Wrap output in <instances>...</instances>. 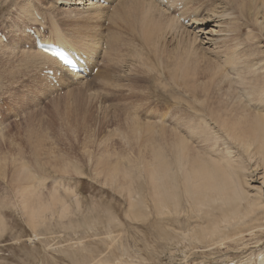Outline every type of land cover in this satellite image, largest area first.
Returning a JSON list of instances; mask_svg holds the SVG:
<instances>
[{
  "label": "rangeland",
  "instance_id": "374dc122",
  "mask_svg": "<svg viewBox=\"0 0 264 264\" xmlns=\"http://www.w3.org/2000/svg\"><path fill=\"white\" fill-rule=\"evenodd\" d=\"M24 1L26 2V0L22 2ZM27 1H29V9L33 11V15L41 16V22L44 23L41 24L42 27L48 28V38L53 35L51 33L53 27L51 26L56 20L55 24L59 29L62 28L61 30L67 33H75L81 35V37L91 33L97 36L100 33L101 35H98L99 38L106 39L107 34H121L120 38L123 36L129 42L126 47H122L123 51L121 53H124V63L127 59L130 61V56H128L129 58H124V55H132V50L134 54L138 48V37L130 31L131 35L128 31L130 30L128 24L131 25L133 22L132 17L127 14L121 15L126 19L125 23L116 21L114 24L112 17L116 15L110 7L111 5L106 6V8L102 7L104 8L102 12L105 14L102 17H106L105 21H99V24L96 23L97 21L88 22V30L90 29L91 32L88 31L87 33V31H80L81 29L76 19L73 20L69 16L64 18L57 8V11L54 9L50 10L49 7L53 6L50 5L49 0ZM147 1L150 3L154 1L153 5L155 3L157 8L160 7V11L165 10L164 12L168 13L167 16L173 19L174 23L172 25L178 28L191 31L193 27L187 26V24H189V21L196 20L199 24H206L204 25L205 31L208 30L210 33L212 31L213 38L220 35L218 41L212 47L202 45V49H204L202 52H207L206 54H209L212 60H215V51L224 50V53L218 54L220 57L219 62L224 61V64L226 60H229L226 52L228 53L229 47L232 48L234 46L236 39H239L236 49H239L241 44L248 43L246 41L247 30L252 32L253 37L259 36L260 25L254 24L255 19L258 23H262L264 27V10L261 6L263 0ZM20 2L21 0H0V30L6 35L12 36L3 45V54L0 52V79L2 77L0 80V97H4L8 104V112L6 111L3 121L0 122V166L3 168L0 167V222H2L0 223V264H264V217H262L261 221L257 220L261 213L252 218L246 228L226 230L219 234L218 237L210 240L209 243L190 242L182 239L179 234L200 228L205 224V219L201 213L200 215L192 211L191 204L184 202V190L180 187L178 189L181 215L160 218L154 212L153 202L145 184V177H143L144 180L141 178L140 181V179H135L136 175H134L135 181L133 182L132 180V187L134 186L133 188L138 194L145 218L138 219V221L128 218L127 214L129 213H127L125 197L117 193L112 184L105 183L103 174L97 176V173L93 171V169L100 167L97 165L101 162H95V156L100 151V149L98 150V142L101 136L106 135L111 130H115V135L108 144L109 151H115L117 157L121 154L126 156L125 154L128 152L132 153L130 152L132 148L129 149L128 146L121 144L119 141V136L125 133L124 130L127 129L126 118L130 111L126 108L138 106L136 113L138 112L140 119L148 120L147 122H153V120L160 117H163L166 122L167 119L170 120L171 116H173V107L176 105L175 98L179 94H184V89L181 90V87H177L167 75L160 82L157 79V74L161 70V66L154 62V68H151L152 70L147 73L149 75H146V80L143 78L144 80L141 79L136 85V87L142 85L144 91L138 90L132 94H127L123 90L121 92L111 90L109 92L110 96L103 98L99 94L103 93V91H100L101 89L96 84L92 83V86L90 82L89 84L82 82L84 85H81V82L72 83L62 77L60 85L64 88L63 94L54 95L52 90L42 86L40 77L36 75L43 67L49 70L54 64L45 63L44 60L35 58L32 54L34 50L26 51L22 47L28 42L21 44V36L26 38L21 33V29L26 24L32 25L34 23L29 22L20 12L22 4ZM178 2L179 4H176ZM35 4L40 6V8ZM42 10H45V12H42ZM211 15H214L213 18L209 17ZM104 18L101 19L104 20ZM167 18L166 20H168ZM181 19L185 20L186 23H181ZM105 22L107 23L105 24ZM19 24L21 28H15ZM94 24H96L95 27ZM125 24L126 27L124 26ZM38 25L40 26V24ZM94 29L96 31H93ZM107 31L109 33H106ZM1 43L3 42L0 37ZM220 46H223L224 49H220ZM126 50H131V54L129 51L126 52ZM24 53H29V55L26 56L27 54ZM23 54L26 58L23 57ZM250 56L248 57L249 61H251ZM24 58L27 62L24 61ZM128 60L126 63L129 62ZM223 70H227V66H224ZM129 77L137 81L139 76L135 74L134 76L129 75ZM217 81L220 84V92L216 93V95L226 94V97L223 100L208 101V103H227L231 93L227 91L224 82L218 79ZM86 85H91L92 87L89 86V88ZM202 86L200 85L199 88ZM96 87L98 88L96 89ZM98 89L100 92H97ZM2 92L4 94H1ZM93 97H95V100ZM92 99L93 101H91ZM147 100L149 101L147 102ZM115 102L118 108L111 110L109 105ZM134 102L135 104H133ZM137 103L138 105H136ZM104 106L107 107L108 111L111 110L110 113L104 110ZM85 107H89V119L86 124H81L82 116H85V114H82ZM182 109L185 110L186 106L182 105ZM142 111H150L148 119L141 115ZM248 111L253 114L254 111L258 112L259 110L251 108ZM248 111L236 109L231 116L229 115L230 118L225 116V114L232 112L230 109L218 113L215 116L217 127L222 131H226V123H221L225 119H231L227 124L233 121L239 122L235 127L238 135L241 136L245 132L249 133V135L253 134L252 131L256 129L253 124V118H256L258 123L263 126L264 119L257 118L247 113ZM144 114L147 115L146 113ZM74 115H76V119ZM63 116L66 118V122H69V126H73V133H69L66 130ZM76 120L80 122L78 123L79 127H83L77 130L78 132L74 128ZM253 125L255 126L254 128H252ZM215 131L216 129H212L210 132L219 136ZM39 134L47 135L46 143L43 141L44 143L42 144L41 141L39 145L35 138ZM87 137L88 141L82 143L83 139L86 140ZM33 139L34 142H32ZM216 142L219 143V140ZM33 143L34 145L37 143L36 147L45 145L44 147L49 148L48 150L50 151L48 152L46 148L44 150L43 147L40 153H34V150L38 147L34 146L33 148ZM229 146L232 151L236 150L239 163L246 169L252 168L257 177L264 171L263 167H256L255 164H250L248 154L252 153L251 149H247L246 155H244L234 145L233 141H230ZM194 147L201 154L214 156L212 155L213 153H209L200 144H195ZM218 147L217 150L219 149V152L222 153L223 146ZM43 150L49 153V162L42 158L46 154ZM56 156L58 157L56 158ZM13 160H16L17 164L19 163L18 165H24L32 173L33 182L44 180V188L40 190L43 191V199H45V196L55 184L60 198L73 193L71 194L72 196L69 194L68 198L65 196L66 202H63L69 209L67 219L59 221L56 217L50 219V216H47L50 219L47 224L38 227L36 231L32 229L27 219L24 218L25 214L19 207V198L14 191L15 186L10 183V179L13 176L12 171L16 164H13L15 162ZM116 163L121 168H131L125 158H119V162L117 160H106L103 162L104 165L109 164L110 166H115ZM235 164L238 165V162H235ZM63 168L65 171H63ZM68 169L70 170L68 171ZM75 169L77 170L74 171ZM131 169L134 170V168ZM250 171L238 172L236 177L239 180L245 177V185L258 186L257 181L250 183L251 179H253L251 174H248ZM79 172L82 173L80 174ZM38 187L41 186L33 185L36 190H39ZM66 191L68 194H66ZM208 193L212 197L215 196L211 192ZM249 195L253 196L255 194L250 190ZM187 197L200 198L198 194H189L185 196V198ZM212 215L214 217L217 216L216 214ZM197 216L200 217L198 218Z\"/></svg>",
  "mask_w": 264,
  "mask_h": 264
},
{
  "label": "bare ground",
  "instance_id": "6f19581e",
  "mask_svg": "<svg viewBox=\"0 0 264 264\" xmlns=\"http://www.w3.org/2000/svg\"><path fill=\"white\" fill-rule=\"evenodd\" d=\"M22 1L23 0L20 2L22 3L20 12L29 22L35 23L33 11L29 9V1ZM49 1L50 5L53 6L49 7L50 10L54 9L57 11V8L58 12H61L64 18L69 16L72 17L73 20L76 19L81 29L80 31L82 32H91L90 29L88 30V22L97 21L96 23H98L99 21L102 22L106 20V17H102L104 14L102 10L104 8H102V6H92L87 0ZM107 1L110 3V7L114 10L113 12L116 15L112 17L114 24L116 21L125 23L126 19L121 15L127 14L132 17L133 22L131 25L128 24L130 29L128 31H131L138 37L137 47L139 49L137 48L138 51L136 49L134 54L132 50V55H124V58L130 56V61L127 59L129 62L126 63V60L124 63V53H121L123 51L122 47H126L129 42L126 41V38L124 39L123 36L120 38L121 34H107L106 39H103L101 37L99 38L101 34L97 31L98 35L100 34L99 36L92 35L91 33L82 34L83 36L81 37V35L75 33H67L61 30L62 28L59 29L55 24L56 20H54L55 22L53 21L54 24L51 26L53 27L51 33L54 35H52L53 38L59 40L57 42L71 49H79L87 54H92L94 56L96 54L97 57L99 56V58H102V64L98 67L96 74L90 75L89 80H81L77 83L81 82V85H84L82 82L86 84H89V82L91 84H96L101 89L100 91H103V93H99L103 98L110 96L109 92L111 90H118L120 92L123 90L126 91L127 94H132L138 90L144 91L142 85L138 84L139 87H136V85L141 79L144 78L146 80V75H149L147 73L152 70L151 68H154L153 63L155 62L161 66V70L157 74V79L161 82L166 78V75L169 76L177 87H181V90L184 89V94H179L177 98H175V104L177 106L174 105V110L172 111L173 116H171V118L169 117L170 120L167 119L166 122L163 117L157 118L153 120V122H147L148 120L145 121V119H140L137 114L138 112L136 113V108L138 106L126 108L130 111V114H128L126 118L127 129L124 130L125 133L122 135L120 133L121 136H119V141L121 144L128 146L129 149L132 148V151H130L132 153L128 152L129 154H125L127 157L122 154L117 157L115 151H109L108 144L115 135V130H111L106 135L101 136L100 140L98 139V150L100 149V151H98L97 156H94L96 159L95 162H101L97 165L100 167L93 169V171L97 173V176L103 174V180L106 181L105 183L112 184L113 187H115L114 190L125 197L127 213H129L127 216L129 219L135 221L144 219L145 217L142 213L143 208L138 194L133 188L134 186L132 187V180L133 182L135 179H140L141 181V178L143 179V177H145V184L147 185L148 193H150L153 202L154 212L160 218L181 215L179 205L180 198L178 195L180 193H178V189L179 187L182 188L184 190V202L191 204L192 211H195L197 214L201 213L205 219V224L200 228L198 227L194 230H188L183 234H179L182 239L190 242L209 243L210 240L218 237L219 234L226 230L246 228L252 221V218L257 216L258 213H261V215L258 216L257 220L261 221L262 217H264V171L259 175L261 176L259 178L252 168L246 169L239 163L236 150L232 151L229 145L230 141H233L234 145L244 155H246L247 149H251L252 153L248 154L250 164H255L256 167H263L264 169V126L258 123L256 118H253V124L256 126H252V128H256L255 131H252L253 134L249 135V133L245 132L240 136L235 131V127L239 122L233 121L227 124L231 119H225L221 124L226 123L227 129L226 131H222L217 127L215 116L218 113H222V111L225 112L230 109L232 112L230 114H225V116L230 118L229 115L231 116L236 109L248 111V109L254 108L259 111H254L253 114L249 111L247 113L257 118L264 119V27L262 23H258L255 19L254 24L260 25L259 36L253 37L252 32L247 30L246 41L248 43L241 44L240 50L236 49L239 42V39H236L234 46L232 48L229 47L228 53L226 52L228 56L227 59L229 60H226L224 64V61L219 62L220 57L218 56V54L224 53L223 46H220V49L223 51H215V60H212L210 55L206 54L207 52H202L204 51L202 45L212 47L220 36L214 35L215 38H213L212 31L211 33L210 31L208 32V30L205 31V23L199 24L196 20L189 21L187 26H191L193 29L188 31L172 25V23H174L173 19L167 16L168 13L164 12L165 10L160 11V7L157 8L155 3L154 6V1L151 3L147 0ZM128 4L130 5L128 6ZM261 6L264 10V0L261 2ZM37 7L40 8V6ZM108 9L105 10L107 11ZM43 11L45 12V10H42V12ZM213 16L214 15H211L209 17L213 18ZM166 17H168V20H166ZM101 18H104V20ZM42 23L43 22H41V24ZM106 23L107 22H105V24ZM113 23L109 24L112 25ZM95 25L96 24H94V27ZM124 26L126 27V24ZM95 29L93 31H96ZM131 32L130 34L132 35ZM106 33H109V31ZM48 42H50V40H48ZM235 50L239 51L236 52ZM128 51L126 50V52ZM130 51L129 53L131 54ZM29 53L24 54L28 56ZM24 54L23 57H25ZM32 54L35 58L37 57L38 59L44 60L45 63L50 62L54 64L53 60L39 51L34 50ZM249 56L251 61L248 60ZM24 61L27 62L26 59ZM224 66H227V70H223ZM135 74L139 76L137 81L129 77V75L134 76ZM64 78L69 81L67 77ZM217 79L224 82L227 91L231 93L227 103H208V101L223 100V98L226 97V94L216 95V93L220 92V84ZM70 82L75 83L76 81ZM200 85L204 87L202 86L199 88ZM86 86L89 87L91 85ZM98 87H96V89ZM100 91L98 89L97 92ZM93 99L95 100V97H93ZM93 99L91 101H93ZM148 101L149 100H147V102ZM133 104H135V102ZM136 105H138V103ZM182 105L186 106L185 110L182 109ZM220 106L221 108H219ZM109 108L113 110L117 109L118 106L115 102L112 105L110 104ZM104 110L108 111L107 107H105ZM111 110H109L108 113H110ZM142 112L141 115L145 116V118L150 116V111ZM82 114H85V116H82L80 122L81 124H86L89 119V107H85ZM74 118L76 119V115H74ZM63 121H65L66 130L69 133H73V126H69V122H66L64 116ZM80 122L77 120L74 122L76 131L83 128L79 127L78 123ZM212 129H216L215 133L219 136L211 134L210 131H212ZM46 136L45 134H39L35 137L39 145L41 141L43 144L47 140ZM218 140L219 143L216 142ZM87 141L88 137L86 140L83 139L82 143ZM32 142H34V139ZM36 144L34 145L33 143V148L34 146L36 147ZM195 144H200L209 153H213L212 155L214 156L199 153L194 147ZM46 145L48 146V144ZM219 145L223 146L222 153L219 152V149L217 150ZM44 146L45 145L42 147L37 146L38 148H36L38 151L36 149L34 153H40V150H42ZM45 148L46 147H44V150ZM49 151L50 150H48V152ZM44 152H46V154H44L45 157L39 156L45 158L46 161L49 162V153H47V151ZM57 157L58 156H56V158ZM119 158H125L134 170L131 168V170L121 168L117 163L115 166L103 164L106 160H117L119 162ZM92 159L94 160V158ZM13 161V164L16 163V166L14 165V170L12 171L13 176L10 179V183L15 186L14 191L19 198V207L25 214L24 218L27 219L32 229L36 231L38 227L47 224L48 220L50 221L52 217H56L59 221L67 219L69 209H67L68 206L63 202H66L65 196L68 198V196L73 193H69V195L66 191L68 196L65 195L64 198H60L55 184L49 190L45 199H43V191L40 190L44 188V180L33 182L32 173H30L24 165H18L19 163L17 164L16 160ZM235 162H238V165H236ZM69 170L70 169H68V171ZM76 170L77 169L74 171ZM249 170L251 171L248 174H251V178H253L250 183L257 181L258 186L245 185V177H242L241 180L236 177L238 172H248ZM63 171H65L64 168ZM134 175H136L134 177L135 179L133 178ZM36 184L41 186L38 187L39 190L33 188V185ZM65 189L67 190V188ZM250 190L254 192L255 195L250 196ZM208 192L215 194V196L212 197ZM189 194H198L200 198H185V196ZM212 214H216L217 216L214 217ZM47 216H50V219L47 218ZM69 227H71V225H69Z\"/></svg>",
  "mask_w": 264,
  "mask_h": 264
}]
</instances>
